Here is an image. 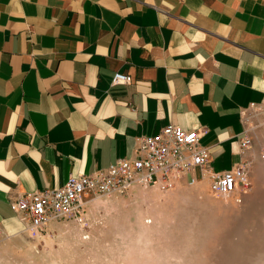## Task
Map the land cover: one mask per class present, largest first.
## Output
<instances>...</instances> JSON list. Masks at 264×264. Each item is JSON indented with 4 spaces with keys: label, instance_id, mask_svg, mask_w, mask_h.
I'll use <instances>...</instances> for the list:
<instances>
[{
    "label": "crops",
    "instance_id": "0c3cea01",
    "mask_svg": "<svg viewBox=\"0 0 264 264\" xmlns=\"http://www.w3.org/2000/svg\"><path fill=\"white\" fill-rule=\"evenodd\" d=\"M260 106L264 0H0V235L25 233L17 195L130 156L167 124L205 128L213 171L253 162L259 141L239 139Z\"/></svg>",
    "mask_w": 264,
    "mask_h": 264
},
{
    "label": "rangeland",
    "instance_id": "374dc122",
    "mask_svg": "<svg viewBox=\"0 0 264 264\" xmlns=\"http://www.w3.org/2000/svg\"><path fill=\"white\" fill-rule=\"evenodd\" d=\"M250 114L258 153L264 106ZM250 182L240 202L212 196L204 178L97 197L83 218L57 220L35 236L0 235V264H264L263 161L251 163Z\"/></svg>",
    "mask_w": 264,
    "mask_h": 264
},
{
    "label": "built area",
    "instance_id": "2783aa9c",
    "mask_svg": "<svg viewBox=\"0 0 264 264\" xmlns=\"http://www.w3.org/2000/svg\"><path fill=\"white\" fill-rule=\"evenodd\" d=\"M129 80L128 75L116 72L112 84H127ZM205 132V128L167 124L153 136L135 138L130 156L88 174L69 175L60 186L19 194L9 201L10 207L24 222L25 231L35 236L57 220L83 218L87 203L94 198H109L133 188L165 190L178 182L195 186L204 178L212 196L240 202L251 186L252 162L245 159L226 171L211 170L208 150L200 143ZM251 145L252 138L245 130L239 149L248 151ZM256 157L264 162V148Z\"/></svg>",
    "mask_w": 264,
    "mask_h": 264
},
{
    "label": "bare ground",
    "instance_id": "6f19581e",
    "mask_svg": "<svg viewBox=\"0 0 264 264\" xmlns=\"http://www.w3.org/2000/svg\"><path fill=\"white\" fill-rule=\"evenodd\" d=\"M182 183V182H181ZM151 188H154V189H156V190H159V191H162L160 188H158V187H151Z\"/></svg>",
    "mask_w": 264,
    "mask_h": 264
}]
</instances>
